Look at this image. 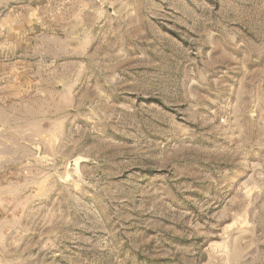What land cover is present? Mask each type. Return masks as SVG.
<instances>
[{
    "label": "rangeland",
    "instance_id": "1",
    "mask_svg": "<svg viewBox=\"0 0 264 264\" xmlns=\"http://www.w3.org/2000/svg\"><path fill=\"white\" fill-rule=\"evenodd\" d=\"M0 264H264V0H0Z\"/></svg>",
    "mask_w": 264,
    "mask_h": 264
}]
</instances>
